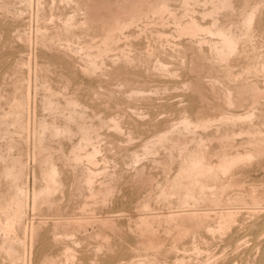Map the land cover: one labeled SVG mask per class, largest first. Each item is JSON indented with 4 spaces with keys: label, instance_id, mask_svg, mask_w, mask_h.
<instances>
[{
    "label": "bare ground",
    "instance_id": "1",
    "mask_svg": "<svg viewBox=\"0 0 264 264\" xmlns=\"http://www.w3.org/2000/svg\"><path fill=\"white\" fill-rule=\"evenodd\" d=\"M0 264H264V0H0Z\"/></svg>",
    "mask_w": 264,
    "mask_h": 264
}]
</instances>
